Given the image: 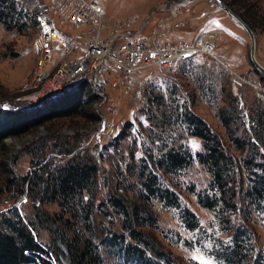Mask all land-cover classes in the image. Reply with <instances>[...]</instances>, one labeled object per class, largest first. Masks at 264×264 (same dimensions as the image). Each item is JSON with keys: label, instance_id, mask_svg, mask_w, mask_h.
Wrapping results in <instances>:
<instances>
[{"label": "trees", "instance_id": "16d2710c", "mask_svg": "<svg viewBox=\"0 0 264 264\" xmlns=\"http://www.w3.org/2000/svg\"><path fill=\"white\" fill-rule=\"evenodd\" d=\"M32 5L34 9L25 0H0V23L7 29L35 24L33 12L43 9L38 0ZM237 13L253 26L248 16ZM256 72L264 80V74ZM208 82L201 88L214 98L218 94L212 90L213 80ZM92 85L90 79H84L46 92L35 101L0 106V148L5 147L6 137L24 135L58 117L83 115L96 121L97 94ZM167 92L168 96L150 89L146 113L154 119L153 130L146 136L149 144L126 170L119 159L108 173L104 168L101 183L108 189L98 202L95 198L101 156L72 153L79 146L78 139L40 138L28 148L32 170L18 178L11 175L6 158H0L1 184L9 192L14 191V197L26 193L31 206L30 215H22L15 205L0 208V264H62V257L68 264H105L99 245L117 256L113 264H177L169 253L156 246L147 228L157 227V216L151 208L154 201L177 208L186 228L201 227L194 211L182 204L170 184V177L194 160L203 164L210 179L206 188L196 189L192 184L189 190L200 206L214 212L220 229L227 231L229 238H213L211 254L225 264H264V251L256 249L252 231L243 221L249 220L252 211H264V102L242 111L243 101L235 97L237 103L231 109L218 108L226 143L192 110L194 94L181 100L176 84L168 86ZM126 126L130 128L132 123ZM185 135L200 138L202 148L192 152L183 140ZM117 141L114 137L113 149L119 153ZM230 146L243 153L242 160L230 153ZM51 153L72 154L54 161L55 154ZM48 203L57 204L59 209L50 212L45 208ZM99 213L107 220L99 219ZM238 213L246 214L245 218L234 220ZM40 229L47 231L46 240Z\"/></svg>", "mask_w": 264, "mask_h": 264}, {"label": "rangeland", "instance_id": "374dc122", "mask_svg": "<svg viewBox=\"0 0 264 264\" xmlns=\"http://www.w3.org/2000/svg\"><path fill=\"white\" fill-rule=\"evenodd\" d=\"M34 0L25 2L34 9ZM107 12L112 23H120L128 17H137V21L145 20L140 35L147 34L155 28L158 39L171 46L191 44L196 35L203 30H214L216 40L212 44L211 54L197 53L177 66H154L134 77L120 75L118 80L108 66H104L96 78L93 89L97 94L94 103L98 114L96 121L86 116H63L39 125L33 131L21 136L5 138V147L0 148V158L5 157L16 178L30 173L33 168L28 148L40 138L60 137V139H78L79 146L72 153L99 155L100 181L95 201L104 197L108 187L101 183L103 170H111L114 161L126 170L142 154V149L149 144L146 137L151 130L154 117L149 118L150 89L163 91L166 96L168 86L176 84L181 100L194 94L192 110L206 120L228 143L217 111L219 107L232 108L237 103L235 97L243 101L242 111L250 105L264 102V80L257 74L250 59V37L243 25L230 14L218 0H96ZM237 12L251 19L255 33V56L264 65V0H221ZM44 9L50 0H38ZM42 2V3H41ZM44 4V5H43ZM31 9V10H32ZM33 12V11H30ZM34 13V12H33ZM56 20L57 27L75 41L82 53V39L74 38L78 30L70 28ZM135 27V25H133ZM38 32V24L26 25L24 28L7 29L0 23V106L11 107L16 102L35 101L45 96L54 88H44L48 78L40 75L44 66H39L33 43ZM207 78V79H206ZM205 79V80H204ZM212 82V90L216 97L205 93L208 81ZM84 80V79H83ZM92 82V80H90ZM205 82V83H204ZM204 84V88L202 87ZM202 89V90H201ZM210 97V98H209ZM241 103V102H240ZM155 108L154 105H151ZM150 114H152L149 111ZM131 122L129 128L127 123ZM125 129V130H124ZM142 130L141 133H138ZM119 153L113 149V139ZM144 137V138H143ZM183 139L192 152L202 148L201 139L185 135ZM146 138V139H145ZM144 139V142H143ZM85 147V150L84 148ZM230 153L242 160L243 153L229 147ZM9 151L11 155L9 156ZM14 151V152H13ZM69 154H55L54 161L64 160ZM132 154L134 157H132ZM245 173V172H244ZM10 175V176H11ZM210 174L200 162L194 160L179 174L170 177V184L177 191L182 204L190 207L199 219V229H188L180 221L178 209L165 207L154 201L151 205L157 216V227H148L156 246L169 253L177 264H225L211 254L214 246L213 238L228 240L227 231L220 229V224L212 210L199 205L195 194L189 186L204 189L208 186ZM101 183V184H100ZM11 190V189H10ZM14 192V191H13ZM12 191L6 190L0 182V208L12 205L18 207L22 215H30V199L26 193L14 197ZM45 208L50 212L57 211L55 203H48ZM246 214L238 213L234 220L245 218ZM99 219L107 220L103 214ZM252 231L256 249L264 251V211H252L249 220H244ZM115 227H118L115 224ZM43 240L47 239V231L40 229ZM99 234V233H98ZM64 249V245L61 244ZM105 264H113L117 256L104 246L99 245ZM62 264H68L65 257Z\"/></svg>", "mask_w": 264, "mask_h": 264}, {"label": "built area", "instance_id": "2783aa9c", "mask_svg": "<svg viewBox=\"0 0 264 264\" xmlns=\"http://www.w3.org/2000/svg\"><path fill=\"white\" fill-rule=\"evenodd\" d=\"M38 32L33 43L40 75L48 78L44 88L61 89L90 79L96 86L101 69L108 66L118 80L120 75L134 77L154 66L177 64L196 53L211 54L216 40L214 30L199 32L194 42L171 46L158 39L155 28L140 35L144 21L128 17L120 23L107 18L103 5L96 0H50L41 11H34ZM78 30L82 53L56 25V20ZM135 25V27L133 26Z\"/></svg>", "mask_w": 264, "mask_h": 264}, {"label": "water", "instance_id": "95a60500", "mask_svg": "<svg viewBox=\"0 0 264 264\" xmlns=\"http://www.w3.org/2000/svg\"><path fill=\"white\" fill-rule=\"evenodd\" d=\"M219 3L230 13L232 14L239 22L243 25L250 37V59L253 66L262 74H264V65H262L255 56V33L252 27L238 14L236 13L229 5L225 4L221 0H218ZM14 152V151H13ZM12 153V152H11Z\"/></svg>", "mask_w": 264, "mask_h": 264}]
</instances>
